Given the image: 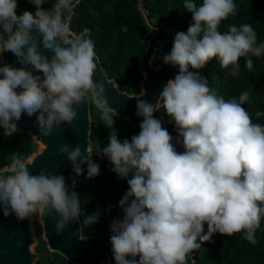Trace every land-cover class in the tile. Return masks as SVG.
Listing matches in <instances>:
<instances>
[{"label": "clouds", "instance_id": "clouds-1", "mask_svg": "<svg viewBox=\"0 0 264 264\" xmlns=\"http://www.w3.org/2000/svg\"><path fill=\"white\" fill-rule=\"evenodd\" d=\"M28 2L34 11L17 15V0H0V129L16 133L23 114L35 116L40 135L50 137L62 125L72 126L76 108L91 94L110 130L107 146L97 154L127 182L118 202L123 216L109 225L115 264H189L190 254L200 247L197 240L210 242L216 234L243 233L256 244L264 216V125L253 123L243 107L249 92L227 100L217 97L199 75L215 59L235 77L241 58L251 71V57L264 54V43L257 45L250 24L219 30L236 15L233 0H184L191 23L186 33L175 34L170 52L161 59L178 72L155 103L143 99L144 90L135 97L139 131L123 140L104 83L94 79L98 65L92 40L69 34L72 0H55L47 9L46 0ZM4 53L16 57L21 67L3 64ZM161 109L176 130L182 152L154 116ZM85 151L83 156L79 146L63 144L57 154L66 156L77 177L86 172L85 179H93L100 168L90 149ZM11 161L9 171L0 174V214L19 221L48 217L57 234L70 222L80 223V197L69 191L62 175L47 169L32 174L15 154ZM100 215L97 210L86 216L83 225L96 224ZM75 235L82 239L80 229Z\"/></svg>", "mask_w": 264, "mask_h": 264}, {"label": "trees", "instance_id": "trees-1", "mask_svg": "<svg viewBox=\"0 0 264 264\" xmlns=\"http://www.w3.org/2000/svg\"><path fill=\"white\" fill-rule=\"evenodd\" d=\"M148 15L157 23L167 28L176 27L169 42L158 44L152 61L156 66L159 61L170 52L174 36L177 32H187L191 23V14L183 7L184 0H80L74 7L68 22V29L79 35L84 30L89 31L88 39L94 44V50L109 79H113L121 91L129 94L136 93L142 75L138 69V59L144 53L152 31L146 25L139 10V3ZM236 15L230 16L220 25V31L227 30L229 25L250 24L257 34V45L264 43V0H233ZM55 0H46L44 8H50ZM202 3V0H196ZM17 15L25 10L34 11L28 0H17ZM253 68L249 71L245 67V58L239 61L238 76H231L229 69H221L213 59L204 71L208 80V87L217 96L226 100L238 98L249 92V100L243 105L249 115L264 111V54L251 57ZM90 137L91 157L99 165L100 174L93 179H85L84 175L76 179L74 191L80 197V223L82 235L97 236L110 235L109 225L115 219L114 214L120 211L119 200L126 190L119 187L126 184V180L119 179L111 171V164L107 158L99 157L98 148L107 146L110 130L100 119V111L90 100ZM140 120H117L115 127L119 139H130L139 131ZM170 134L176 133L172 124L166 127ZM37 145L25 134H6L0 129V170L9 167L13 154L22 160L35 152ZM111 205V210H109ZM100 211L99 221L92 226L83 225L86 216ZM206 230V226H205ZM256 244L244 239L243 233L232 236L216 234L210 242L197 243L200 245L193 253L194 264H264V216L261 217L260 227L255 233ZM38 258L34 264H70L57 253H51L39 238L36 246ZM138 259V257H137Z\"/></svg>", "mask_w": 264, "mask_h": 264}, {"label": "water", "instance_id": "water-1", "mask_svg": "<svg viewBox=\"0 0 264 264\" xmlns=\"http://www.w3.org/2000/svg\"><path fill=\"white\" fill-rule=\"evenodd\" d=\"M79 1L80 0H72L71 12L67 14V27L73 13V7ZM139 9L144 16L146 25L151 29L152 34L146 42L147 46L144 53L138 59V69L142 75V79L137 86L140 91L144 90L145 92L143 99L150 103H155L167 81L174 78L178 69L170 65H164L162 60H160L156 66H153L152 61L158 44L169 42L173 36V32H175L177 28H167L162 23L154 22L142 8L141 2L139 3ZM68 31L72 37L83 36L88 38L89 35L88 30H84L79 35H76L69 29ZM41 51L44 52L43 49H41ZM44 54L47 55V52H44ZM2 61L3 64L12 67H21V65L16 62V57L11 53H4ZM96 61L98 70L94 79L104 83L108 104L118 113L116 119H123L125 122H129L130 119L140 120L135 114L137 102L135 97L138 94H129L126 91H121L117 87L115 81L109 79L105 74L97 55ZM206 66L199 71V75L204 78H206L204 75ZM90 100L94 103L91 94L88 95L84 104L76 108L78 113L77 119L73 121L71 127L62 125L59 130H54L53 134L47 138L40 135L35 123V116L28 117L22 114L21 119L17 122L18 131L16 133L28 135L34 144L41 147L27 159L23 160L28 165V170L32 174L39 173L41 169H47L49 172L62 175L65 178L69 191L72 189L74 190L75 184L73 185V181L76 182L78 177L73 173L72 165L66 159V156L57 154V149L63 144H67L70 148L79 146L83 156L87 155L86 149H90L88 154L89 156L91 155L89 139L91 128ZM95 107L98 109L96 105ZM154 116L161 120L163 127L166 128L170 125L162 109L154 113ZM253 123L264 125V112L255 114L253 116ZM5 133L8 134L6 130ZM171 135L177 151L182 152V146L177 144V133ZM9 168L10 166L1 169L0 174L7 173ZM119 215L120 211H117L114 214V218L118 219ZM38 221L41 225L42 239L46 249L51 253H57L62 256L68 263L115 264L111 255V245L109 243L110 235L84 236L82 235L81 223H77L76 221L70 222L62 234H57L51 219L39 215ZM79 229L81 240L75 235ZM31 233L29 218L19 221L12 215L4 217L0 214V264H34L39 255L31 251L32 245L37 243ZM189 264H194L193 253L189 256Z\"/></svg>", "mask_w": 264, "mask_h": 264}, {"label": "rangeland", "instance_id": "rangeland-1", "mask_svg": "<svg viewBox=\"0 0 264 264\" xmlns=\"http://www.w3.org/2000/svg\"><path fill=\"white\" fill-rule=\"evenodd\" d=\"M139 93H140V89L136 92V94H139ZM126 123H128V122H126ZM89 139H90V144H91V137ZM40 148L41 147L39 145H37V149L35 151H38ZM119 189L120 190H127V185L124 184L121 187H119ZM38 216L39 215H33V216L29 217V219H30V228H31V232H32L31 235L37 241V243L33 244L32 247H31V251L33 253H37L36 252V246L38 245L39 238L42 240V242H44L43 239H42V230H41V225H40V223L38 221Z\"/></svg>", "mask_w": 264, "mask_h": 264}]
</instances>
